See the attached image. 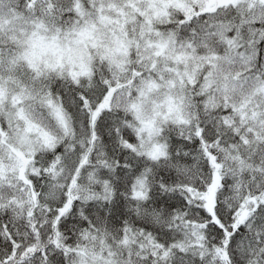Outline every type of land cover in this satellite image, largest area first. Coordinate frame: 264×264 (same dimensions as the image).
<instances>
[{"label":"snow or ice","instance_id":"snow-or-ice-1","mask_svg":"<svg viewBox=\"0 0 264 264\" xmlns=\"http://www.w3.org/2000/svg\"><path fill=\"white\" fill-rule=\"evenodd\" d=\"M0 264H264V0H0Z\"/></svg>","mask_w":264,"mask_h":264}]
</instances>
